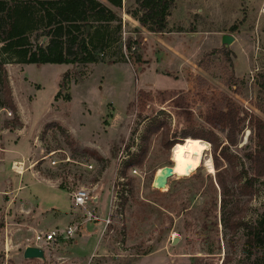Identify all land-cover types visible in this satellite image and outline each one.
Listing matches in <instances>:
<instances>
[{"label":"rangeland","instance_id":"rangeland-1","mask_svg":"<svg viewBox=\"0 0 264 264\" xmlns=\"http://www.w3.org/2000/svg\"><path fill=\"white\" fill-rule=\"evenodd\" d=\"M195 1L204 12L163 34L133 33L123 17L134 0L123 4L120 28L109 27L116 64L3 57L17 113L0 108V264H221L227 253L238 264L249 255L245 232L231 237L225 228L234 194L228 164L215 167L208 141L213 173L204 161L170 178L167 190L154 187L187 132L211 135L252 189L245 222L264 216V178L255 174L264 0ZM124 32L142 62L120 47ZM144 149L143 162L126 171ZM80 187H96L98 205L74 207L69 194ZM50 230L58 240L37 246L36 235ZM28 247L45 259H25Z\"/></svg>","mask_w":264,"mask_h":264},{"label":"trees","instance_id":"trees-1","mask_svg":"<svg viewBox=\"0 0 264 264\" xmlns=\"http://www.w3.org/2000/svg\"><path fill=\"white\" fill-rule=\"evenodd\" d=\"M124 0H0V108H8L17 113L5 69L3 57L14 59L26 65H76V64H116L119 61L108 58L112 44L110 25L120 28ZM176 0H135L136 9L126 11L136 18L140 26L150 33L168 32L167 18ZM120 47L134 54L137 62H142L137 40L127 36ZM258 86V110L264 115V75L256 80ZM63 90L57 95L60 97ZM256 150L255 174L258 180L264 178V120L255 122ZM187 138H195L187 132ZM213 150L214 165L222 167L220 161L228 164L225 171L232 186L233 203L225 219V228L234 237L241 230L245 232V245L249 255L238 264H264V254L255 252L264 245V216L254 222H245L247 206L251 202L252 189L243 185L234 158L227 153L218 155V139L211 135L202 136ZM167 148L172 147L167 135ZM177 143L172 148L177 146ZM147 150L131 156L125 170L140 165ZM194 169V168H193ZM187 175V174H185ZM179 175L178 177L185 176ZM248 199L243 201L242 198ZM234 257L227 253L221 264H232Z\"/></svg>","mask_w":264,"mask_h":264},{"label":"bare ground","instance_id":"bare-ground-1","mask_svg":"<svg viewBox=\"0 0 264 264\" xmlns=\"http://www.w3.org/2000/svg\"><path fill=\"white\" fill-rule=\"evenodd\" d=\"M209 150V144L207 141L202 139H194V138H187L181 144H178L175 148V160L174 164L172 165L173 173L172 177H176L177 175H182L187 173L191 167L197 165L202 162L212 164V161L209 157L205 156V152ZM16 165H19L15 162ZM165 168V167H164ZM159 169L157 171L155 179L161 175L163 169ZM211 171L213 173V166L211 165ZM18 174H22L21 172H17ZM169 178V179H170ZM154 187H157V184L154 181ZM160 189V188H158ZM161 189L167 190V185Z\"/></svg>","mask_w":264,"mask_h":264},{"label":"crops","instance_id":"crops-1","mask_svg":"<svg viewBox=\"0 0 264 264\" xmlns=\"http://www.w3.org/2000/svg\"><path fill=\"white\" fill-rule=\"evenodd\" d=\"M124 9L126 8V5L129 3V0H124ZM134 9H136V4L134 0ZM132 9V8H131ZM130 9V10H131ZM196 1L195 0H176L174 7L169 13V16L167 18L168 22V32L172 28L173 24H178L179 22H187L188 19L194 18L196 15H200V13L204 12L203 8L197 9ZM128 21L134 29H136L133 33H136L139 30H143L148 32L146 29L140 26L139 22L136 20V18L132 17L131 14L126 13V9L124 10V17L123 20ZM172 20V22H171ZM182 25V24H180ZM140 32V31H139ZM150 33V32H148ZM154 34V33H150Z\"/></svg>","mask_w":264,"mask_h":264},{"label":"built area","instance_id":"built-area-1","mask_svg":"<svg viewBox=\"0 0 264 264\" xmlns=\"http://www.w3.org/2000/svg\"><path fill=\"white\" fill-rule=\"evenodd\" d=\"M124 3V2H123ZM259 12L261 15H264V6H262L259 9ZM127 37V33L124 32L123 41H125ZM87 168L92 169V166H87ZM97 191V188H85L80 187L76 189L75 191H72L69 195L72 199L73 206L76 208H85L86 206L93 205L96 206L99 203V195L95 194ZM95 209V208H94ZM100 218H95V220H99ZM71 232H73V229H71ZM60 237V234L57 230H50L47 233H40L37 234L35 237V243L38 244L41 242L46 243H53L58 240Z\"/></svg>","mask_w":264,"mask_h":264},{"label":"water","instance_id":"water-1","mask_svg":"<svg viewBox=\"0 0 264 264\" xmlns=\"http://www.w3.org/2000/svg\"><path fill=\"white\" fill-rule=\"evenodd\" d=\"M234 39L232 37H224L223 43L226 45H230ZM173 169L172 167H165L160 176L154 179L158 188H163L167 185L169 178L172 176ZM175 244V242H174ZM25 259H45L44 250L40 247H28L24 252Z\"/></svg>","mask_w":264,"mask_h":264}]
</instances>
